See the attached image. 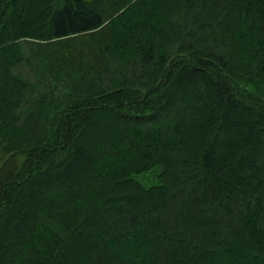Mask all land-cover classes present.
<instances>
[{
	"label": "trees",
	"instance_id": "1",
	"mask_svg": "<svg viewBox=\"0 0 264 264\" xmlns=\"http://www.w3.org/2000/svg\"><path fill=\"white\" fill-rule=\"evenodd\" d=\"M0 264H264V0H0Z\"/></svg>",
	"mask_w": 264,
	"mask_h": 264
},
{
	"label": "rangeland",
	"instance_id": "2",
	"mask_svg": "<svg viewBox=\"0 0 264 264\" xmlns=\"http://www.w3.org/2000/svg\"><path fill=\"white\" fill-rule=\"evenodd\" d=\"M86 109H82V110H79L78 113H77V118L78 119H82L85 115H86ZM179 110L176 109V112H178ZM108 121H110L109 124L103 126L102 129H107V130H112V128H115L116 130L119 129L121 127V123L118 122V120H116L117 118H113V117H108ZM134 122V121H133ZM141 121H135L134 123H139ZM143 124L147 125V124H150L149 121H142ZM96 133V132H95ZM96 135V134H95ZM83 144L84 145H88V147L90 148V150H92L94 153H96L98 151V141L97 140H94L89 138L88 140H83ZM143 181L146 182V178H142Z\"/></svg>",
	"mask_w": 264,
	"mask_h": 264
}]
</instances>
